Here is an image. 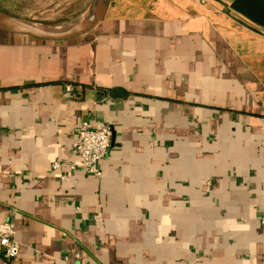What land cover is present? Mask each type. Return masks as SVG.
Instances as JSON below:
<instances>
[{"label":"crops","instance_id":"0c3cea01","mask_svg":"<svg viewBox=\"0 0 264 264\" xmlns=\"http://www.w3.org/2000/svg\"><path fill=\"white\" fill-rule=\"evenodd\" d=\"M93 118L112 130L99 177L72 156ZM263 217L264 0H111L67 42L0 31V223L20 250L0 264H264Z\"/></svg>","mask_w":264,"mask_h":264},{"label":"built area","instance_id":"2783aa9c","mask_svg":"<svg viewBox=\"0 0 264 264\" xmlns=\"http://www.w3.org/2000/svg\"><path fill=\"white\" fill-rule=\"evenodd\" d=\"M63 97L68 100L74 99V89L71 85H67ZM112 146V130L110 126L99 119L93 118L84 121L77 134L72 147V156L79 161V165L89 174L100 176L101 172L99 164L107 158ZM62 165L56 163L54 170L61 169ZM77 165L70 166V171L76 172ZM63 181L68 180V176L61 177ZM209 185H211L209 183ZM264 225V217L262 218ZM15 226L13 223H0V248L3 255L8 260H14L19 256V247L15 240ZM74 262L71 264H84L79 260L80 254L75 253Z\"/></svg>","mask_w":264,"mask_h":264},{"label":"water","instance_id":"95a60500","mask_svg":"<svg viewBox=\"0 0 264 264\" xmlns=\"http://www.w3.org/2000/svg\"><path fill=\"white\" fill-rule=\"evenodd\" d=\"M110 2L111 0H93L92 7L84 20L71 26L60 28L43 26L0 11V31L47 42L71 41L90 34L101 24L106 17ZM109 95L113 99L126 97L123 89H114Z\"/></svg>","mask_w":264,"mask_h":264},{"label":"rangeland","instance_id":"374dc122","mask_svg":"<svg viewBox=\"0 0 264 264\" xmlns=\"http://www.w3.org/2000/svg\"><path fill=\"white\" fill-rule=\"evenodd\" d=\"M92 0H13L0 1V11L34 23L51 27H67L82 21V9L88 11Z\"/></svg>","mask_w":264,"mask_h":264},{"label":"trees","instance_id":"16d2710c","mask_svg":"<svg viewBox=\"0 0 264 264\" xmlns=\"http://www.w3.org/2000/svg\"><path fill=\"white\" fill-rule=\"evenodd\" d=\"M66 88V87H65ZM261 223H262V220H261Z\"/></svg>","mask_w":264,"mask_h":264}]
</instances>
